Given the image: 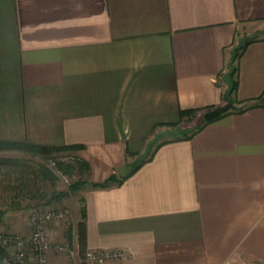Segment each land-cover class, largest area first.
Segmentation results:
<instances>
[{
    "label": "crops",
    "instance_id": "0c3cea01",
    "mask_svg": "<svg viewBox=\"0 0 264 264\" xmlns=\"http://www.w3.org/2000/svg\"><path fill=\"white\" fill-rule=\"evenodd\" d=\"M0 141L83 146L87 247L131 253L105 264H264V0H0Z\"/></svg>",
    "mask_w": 264,
    "mask_h": 264
},
{
    "label": "rangeland",
    "instance_id": "374dc122",
    "mask_svg": "<svg viewBox=\"0 0 264 264\" xmlns=\"http://www.w3.org/2000/svg\"><path fill=\"white\" fill-rule=\"evenodd\" d=\"M199 122L198 114L192 120L182 122V125L168 128L167 132L162 134L155 132L152 143L138 153H133L131 147L127 145L125 153L121 154L123 158L121 164L115 165L117 166L115 173L120 177L122 175L119 173L127 174L150 154L156 142L178 134L190 133ZM50 146H58L61 149L49 154H33L18 148H0V159L5 157L15 160L1 164L7 167V171L14 172L18 176L14 183L0 181V214H2L0 231L29 233L31 207L67 206L70 210L68 222H49V237L52 241L62 240L70 243L82 256L86 249L96 248L87 247L86 243L83 248L78 237L79 224L86 219L83 215L85 200L81 196V190L90 177L89 167L84 158L79 155L83 146L79 144L71 147L69 145ZM58 192L64 193L60 198H55L54 195H58ZM54 252L55 264H71V259L65 253ZM81 264L96 263L81 260Z\"/></svg>",
    "mask_w": 264,
    "mask_h": 264
},
{
    "label": "built area",
    "instance_id": "2783aa9c",
    "mask_svg": "<svg viewBox=\"0 0 264 264\" xmlns=\"http://www.w3.org/2000/svg\"><path fill=\"white\" fill-rule=\"evenodd\" d=\"M6 168L0 163V181L14 183L18 176ZM69 213L67 206L31 207L29 233L0 231V260L5 264H50L49 253L53 250L65 253L71 259V264H81V260L104 264L131 256L126 248H89L80 256L70 243L52 241L48 231L49 222L67 221Z\"/></svg>",
    "mask_w": 264,
    "mask_h": 264
},
{
    "label": "trees",
    "instance_id": "16d2710c",
    "mask_svg": "<svg viewBox=\"0 0 264 264\" xmlns=\"http://www.w3.org/2000/svg\"><path fill=\"white\" fill-rule=\"evenodd\" d=\"M236 88V82H234V84L232 85L231 89L227 92H225L223 94V98L225 100H227V97H231L234 100L233 97V92ZM235 108V106L233 107ZM242 109V108H241ZM200 115V122L199 124L192 130V132L185 134L186 136H191L192 134H194L197 130H199L201 127H203L206 123H208L209 121H206L203 118V112H200L197 109H181L180 110V119L179 122H184L186 120H192V118H194L196 115ZM70 147L72 145H69ZM0 148H18V149H23L24 151H28L30 153L33 154H49L55 150L61 149V147L58 146H50V145H41V144H35L32 142H15V141H0ZM14 159L11 158H1L0 159V163L6 162V163H10V162H14ZM140 166V163L137 164L131 171H129L127 174L123 175L122 177H119V175H117L116 173H112L111 176H109L108 178H106L103 181L100 182H94L93 184L95 186H109L113 183H122L124 181V179H126L130 174H132L138 167ZM64 192H58V195H54L55 198H60L61 195ZM85 211L83 212L84 217L85 215ZM2 214H0L1 217ZM85 219H83V221L80 222L79 224V240L81 242V246L84 248L85 243H86V224H85Z\"/></svg>",
    "mask_w": 264,
    "mask_h": 264
},
{
    "label": "water",
    "instance_id": "95a60500",
    "mask_svg": "<svg viewBox=\"0 0 264 264\" xmlns=\"http://www.w3.org/2000/svg\"><path fill=\"white\" fill-rule=\"evenodd\" d=\"M234 106H235V103L233 99L231 97H227V100L225 103L206 110L203 113V118L206 121L213 120L216 117H218L220 114H222L223 112H226L227 110L233 108ZM0 264H5V263L0 260Z\"/></svg>",
    "mask_w": 264,
    "mask_h": 264
}]
</instances>
